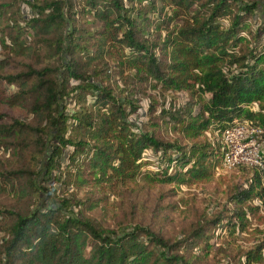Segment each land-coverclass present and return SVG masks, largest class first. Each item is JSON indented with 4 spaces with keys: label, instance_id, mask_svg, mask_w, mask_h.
I'll return each mask as SVG.
<instances>
[{
    "label": "trees",
    "instance_id": "1",
    "mask_svg": "<svg viewBox=\"0 0 264 264\" xmlns=\"http://www.w3.org/2000/svg\"><path fill=\"white\" fill-rule=\"evenodd\" d=\"M242 119L264 133V0H0V264H197L264 204L256 169L171 238L89 212L138 178L204 176ZM263 256L264 234L235 264Z\"/></svg>",
    "mask_w": 264,
    "mask_h": 264
},
{
    "label": "rangeland",
    "instance_id": "2",
    "mask_svg": "<svg viewBox=\"0 0 264 264\" xmlns=\"http://www.w3.org/2000/svg\"><path fill=\"white\" fill-rule=\"evenodd\" d=\"M142 94L138 95L139 108L129 117L137 127L145 120L147 108V97L145 93ZM169 134L173 136L177 132L169 129ZM206 135L210 136L211 132L208 130ZM262 137L264 138V133ZM148 162L152 164L151 159ZM144 168L152 166L145 165ZM243 179L236 167L224 168L220 159L216 164L207 161L204 176L180 184L174 182L161 184L138 178L126 187L120 198L116 194H109L89 214L104 226L128 227L137 223L147 226L164 238H171L226 207L230 210L231 205L225 204L228 190L232 183ZM4 202L7 203L5 197L1 196L0 204ZM242 208L246 212L245 221H242L243 226L236 225L233 230L230 227L228 232L218 226L215 227L209 240L210 252L200 254L197 264H235L240 252L247 250L262 237L264 234L262 201L257 199L247 201ZM231 222H235V219ZM240 260L242 261V258ZM258 264H264V260Z\"/></svg>",
    "mask_w": 264,
    "mask_h": 264
},
{
    "label": "built area",
    "instance_id": "3",
    "mask_svg": "<svg viewBox=\"0 0 264 264\" xmlns=\"http://www.w3.org/2000/svg\"><path fill=\"white\" fill-rule=\"evenodd\" d=\"M262 129L250 121L234 120L224 128L219 136L220 163L231 169L237 166H250L260 174L259 183L264 190V138Z\"/></svg>",
    "mask_w": 264,
    "mask_h": 264
}]
</instances>
